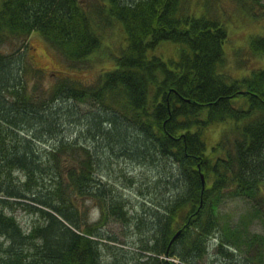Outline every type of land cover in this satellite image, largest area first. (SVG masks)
Wrapping results in <instances>:
<instances>
[{
  "label": "trees",
  "instance_id": "16d2710c",
  "mask_svg": "<svg viewBox=\"0 0 264 264\" xmlns=\"http://www.w3.org/2000/svg\"><path fill=\"white\" fill-rule=\"evenodd\" d=\"M237 1L247 13L264 8ZM188 3L0 0V48L9 49L0 51V264H112L101 233L110 217L141 235L137 258L121 264H200L214 245L232 264L242 263L230 249L262 264L264 236L223 228L218 210L227 198L263 205L264 67L240 78L222 72L227 30L207 13L190 14ZM115 23L120 55L94 85L65 77L43 88L44 73L25 63L35 32L69 65L85 63ZM164 43L179 47L177 59L154 55ZM249 47L264 56V37ZM74 101L94 102L105 115L98 109L75 120ZM209 126L222 128L210 148ZM73 127L82 131L76 139L65 135ZM108 153L128 167H155V210L128 217L99 174ZM14 206L34 218L27 229Z\"/></svg>",
  "mask_w": 264,
  "mask_h": 264
},
{
  "label": "rangeland",
  "instance_id": "374dc122",
  "mask_svg": "<svg viewBox=\"0 0 264 264\" xmlns=\"http://www.w3.org/2000/svg\"><path fill=\"white\" fill-rule=\"evenodd\" d=\"M260 1L264 3V0ZM203 4L204 0H189L187 7L189 13L193 16L194 14L199 16L207 13L208 17L219 21L227 30L228 39L224 44L225 54L221 67L222 72L234 78H240L254 70L263 68L264 56L253 55L249 44L250 39L254 36L264 37V8L254 5L252 11H250L252 14H250L241 8L237 0H205V8ZM122 38V28L115 23L103 34L102 48L99 52L91 56L85 63L69 65L35 32L28 39V47L24 57L25 63L44 73L43 88L50 89L58 82L59 78L65 77H70L87 86L94 85L101 74L115 69L114 61L120 55L119 48L122 44ZM8 50L7 46L0 48V51L7 52ZM154 55L165 61L177 59L179 47L171 43H164L156 49ZM29 71L30 78L28 79L31 80V76H34V74L32 70ZM73 104L76 109L75 120L80 121L90 113L98 112V109L104 113L102 115H105V110L95 105L94 102L74 101ZM221 131L220 126H209L207 128L206 137L208 138L209 148L219 140ZM80 132L82 131L73 127L72 131L65 133V135L70 139H76ZM81 144L88 145L89 143L81 141ZM97 163L99 164V174L104 178H102L103 182L107 183V187L113 188L115 195L120 194V199L127 204L128 217L145 214L147 210H155L151 205L153 204L151 200L156 203L157 201L153 199L154 196L150 195V192L152 191L151 187L156 186L158 177L157 170H155V167L153 168V165L149 167L144 164L131 163V167H128L126 160L117 157V155H110V153ZM130 182L131 184H129ZM163 190L162 188L161 191ZM86 204L87 206L90 205L89 203ZM10 209L12 211L16 210L14 214L24 229H27L29 224L33 222L32 215L26 213L21 207L14 206ZM218 215L219 225L223 228L230 225V227L240 230L243 234L264 236L262 221L264 201L261 207H255L250 201L243 198H227L220 205ZM92 217L93 220L98 218L99 211L93 212ZM101 233L106 237L107 246L111 249L110 252L105 251V258H103L105 263L121 264L125 263L126 260L133 263L132 259L137 258V245L139 246L138 242L141 239V235L134 224L120 222L110 217ZM216 235L219 236V233H216ZM232 250L230 249L228 253L232 252V256L241 261L242 264H246L247 259L250 260L251 256L246 253L245 249L241 251ZM209 253L210 255L201 260L200 264H232V259L219 254L215 245L209 249ZM262 264H264V257Z\"/></svg>",
  "mask_w": 264,
  "mask_h": 264
},
{
  "label": "water",
  "instance_id": "95a60500",
  "mask_svg": "<svg viewBox=\"0 0 264 264\" xmlns=\"http://www.w3.org/2000/svg\"><path fill=\"white\" fill-rule=\"evenodd\" d=\"M200 177H201V182H202V190H204L205 188V178L203 176V174H200ZM181 231L177 232L174 236H173V239L171 240L172 242L177 239V237L180 235Z\"/></svg>",
  "mask_w": 264,
  "mask_h": 264
},
{
  "label": "bare ground",
  "instance_id": "6f19581e",
  "mask_svg": "<svg viewBox=\"0 0 264 264\" xmlns=\"http://www.w3.org/2000/svg\"><path fill=\"white\" fill-rule=\"evenodd\" d=\"M171 244H172V242H171Z\"/></svg>",
  "mask_w": 264,
  "mask_h": 264
}]
</instances>
